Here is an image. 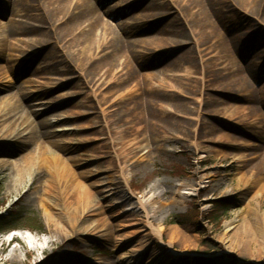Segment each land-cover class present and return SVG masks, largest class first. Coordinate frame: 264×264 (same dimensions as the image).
<instances>
[{"label": "rangeland", "instance_id": "374dc122", "mask_svg": "<svg viewBox=\"0 0 264 264\" xmlns=\"http://www.w3.org/2000/svg\"><path fill=\"white\" fill-rule=\"evenodd\" d=\"M120 1L122 0H114L111 5ZM182 1L185 4L187 0H158V3H167L169 5L167 7L173 8V12L177 13L175 8L181 6ZM210 1L215 10L223 11L220 21L218 22L217 19L213 18L211 19L212 23L222 25L224 17L225 24L236 26V34L243 40L241 43L243 50L246 45L249 49V47H254L256 41H260L262 42L261 46L256 47L255 50L260 51V56H264V29H256V19L258 17L264 19V16L261 17L255 11H247L246 6L238 0H231L238 9L230 6L227 2L230 0ZM164 11L166 9H160V12ZM141 14H143L142 8H138L119 20L105 18V22L115 28L116 34L120 36L123 34L115 26L124 21H129L134 15ZM164 16L161 15V17ZM235 16L247 26H240L238 21L231 18ZM8 21L5 19L4 23L8 24ZM180 24L185 29L186 26L182 21ZM261 24L264 25V22ZM157 28H160V25H157ZM163 36L160 35V31L150 30L149 25H146L145 31L133 38L145 42L159 39L158 43L154 41L147 45V50H144L138 59H130L129 61V70L138 71L144 78L142 85L139 86L138 82H131L123 88H117L110 94V101L104 107V109L116 111L115 114L111 115L116 122L111 125L109 135L113 139V145H115L119 159L125 163L123 165H125L124 171L127 181L122 182L117 179L116 172L118 170L114 162L107 160L102 164L111 170L109 174L104 176L111 186L109 190H112L108 194L110 197L108 196L109 198L103 200V204L109 206L110 203H114L118 205V208L99 213L96 217L90 218L89 221L99 220L101 225L102 223L104 225L113 224L117 231L116 238L110 241L109 239L102 240L97 236L75 235L72 239L66 238L53 245L43 244L42 250L39 251L21 240L19 243L9 245V239L0 234V264H112L120 260L127 262L126 264H149V258L151 259L153 256L154 249H160L157 247L159 239L144 235L133 241L127 239L126 235L130 231L119 232L118 226L123 222H129L133 217L125 215L116 219L118 215L124 213V210L137 206L139 202L143 203L148 211H151L152 208L156 210L155 226L156 228L163 226L164 250L170 251L168 244L172 229L176 228L180 232L174 241L175 255L170 260L160 264H264V251H260L259 245H250L245 242L243 245L233 246L234 249L232 250L221 239L227 226L231 224L237 225L239 233L245 224L257 222L261 226L264 225V190H261L263 183L253 181L257 174H261L259 173L261 167L258 166L259 159L257 160L258 153L256 156H252L254 151H243L242 155L245 156V159L240 161L235 159L237 154L227 157L226 150L222 147H215L214 144L218 137L224 133H229L230 136L232 135L237 139H251L256 145H260L262 131L254 128L250 123L255 122L258 127H263L264 130V86L261 88L262 91L258 92L259 98L253 99L251 104L241 100L244 96L220 91L223 88L222 85L213 83L215 74L211 71L204 73L202 69L204 66H208V62L201 63L199 60L205 58L207 54L213 55L209 43L197 49L186 38L177 36L173 26L171 33L166 38L170 39L168 42H164ZM139 49L141 50V48ZM207 59L209 57L205 58V60ZM2 66L3 64L0 62V67ZM184 69L190 71L192 77H182L184 73L181 72ZM120 70L121 68L116 69L114 75ZM104 72L106 70H103L102 74ZM126 72L127 70L123 73ZM48 77L44 79V77L37 78L29 75L22 77L19 81L10 78L9 81L12 80V83H8V85L14 84L13 87H5L0 93V102H2L0 115L13 110L14 112L9 117L16 116L15 120L10 118L0 123V136L8 128L13 131L16 128L15 121L18 118L24 119V115H29V124L33 121H42V119L51 124L52 141L57 145L56 147H48V145L43 144L44 141H36L30 146L19 149L18 146L0 141V161L5 160L10 164L8 166L0 163V218L6 217L10 212L23 215L21 228L32 231L31 233L37 235L41 242L50 238L54 231V223H50L48 220L49 214L51 213L57 219L64 218L67 209L66 201L55 200L59 205L57 211L55 208L48 207L47 199H54L50 194H42L41 198L27 201L25 194L32 183V177L27 178L20 190L11 191L9 190V182L3 181L2 175L4 173L11 174L13 170L23 165L24 157L31 153L34 154L36 164L41 163L43 156L50 155L53 157L52 153H54V156L59 158L57 162L61 168L67 166L84 175L76 179L73 187L88 186L91 187L92 193H97L94 185L96 178L87 179L85 177L89 166L80 168L78 162L85 154L99 158L108 148L102 142H92L93 138H103L102 135L107 133L101 127L91 131L79 130L81 126L92 123L102 125L100 110H94L92 103L85 106L81 102H85L86 94L72 99L71 103L67 105H60L65 101H60V96L67 93H78L82 88L81 85L77 86V89L69 87L56 94H48L41 99L33 97L34 94H31L33 92H29L30 85L27 84L29 80H42L49 83L55 81L54 79H62L63 74L54 72ZM262 77L264 78V70L254 76V81L258 83L257 87L264 84V79L261 80ZM159 83L164 89L176 92H172L171 96L181 107L178 108L174 104V107L178 109H176L177 111L173 110L172 114L163 108H149L145 112L148 121L145 123L146 132L139 134L136 131L139 126V111L135 108L137 102L133 99H136L138 93L148 92L154 84L159 85ZM204 83H207L205 89L202 87ZM21 89L29 95L24 99L26 111L18 109V105L14 108L16 100L13 97ZM107 92L105 91L104 95ZM123 94L129 100L127 106L129 111L126 114L116 107L119 96ZM210 98L221 100V103H226V105L217 104L212 107ZM252 104L256 107L257 112L253 113L248 110L253 106ZM237 107L241 109L237 110ZM224 108H227L228 117L224 115ZM27 111L28 114H26ZM216 111H220L218 116ZM38 113L42 115L40 119H38ZM78 113H86V115L78 117L80 116ZM152 114L159 117L158 120L168 118L174 126L166 127L160 121L155 122L154 118L156 117ZM197 118L199 122L196 121ZM230 121L233 123L240 122L239 125L234 126L240 132L226 127V124L231 123ZM213 126L216 131L212 130ZM27 134L24 133L22 137H26ZM82 139H89L90 142L79 143L78 145L64 144L66 140L76 142ZM133 140L138 142L140 150L136 152L127 149L126 151V145ZM207 141H211L213 144ZM210 148H213L214 151H212L213 149L209 150ZM98 164H101V160L90 167H95ZM38 181L39 186L49 181L52 183L50 172L44 170L42 179ZM66 185L67 182L61 180L62 191ZM70 198L68 202L72 201V197ZM228 199L232 200L227 202L229 210L219 213L217 218L211 217L214 203ZM58 209H64V211H58ZM214 218H216L215 221ZM191 222L197 223V226ZM40 226L44 228L42 232L39 231ZM123 240L127 244L123 243L125 244L124 248L118 250ZM16 246H24L25 254L22 260L10 257Z\"/></svg>", "mask_w": 264, "mask_h": 264}, {"label": "bare ground", "instance_id": "6f19581e", "mask_svg": "<svg viewBox=\"0 0 264 264\" xmlns=\"http://www.w3.org/2000/svg\"><path fill=\"white\" fill-rule=\"evenodd\" d=\"M113 1L0 0V62L3 64L0 67V93L5 87H13L14 84L8 85V83H12V80L9 81L10 78L19 81L22 77L32 75L37 78L44 77L45 79L49 78L48 75L54 72L57 74L61 73L63 74L62 79H54L55 81L49 83L43 82L42 80H29L27 82L30 85L29 92H33L31 94H34V98L41 99L48 94H56L69 87L77 89V86L81 85L82 88L78 93H67L64 96H60V101H66L60 105H67L71 103L72 99L86 94L85 102H81L85 106L86 104L92 103L94 110H100L102 125L92 123L91 125L81 126L79 130L91 131L101 127L107 132L102 135L103 138H93L92 141L106 144L108 146L107 150L99 158L85 154L78 162L80 168L89 166L85 177L87 179L96 178L94 185L98 191L97 193H92L90 191L92 190L91 187L88 186L73 187L76 179L84 175L77 173L67 166L61 168L57 162L59 158L54 156V153H52L53 157H50V155L43 156L40 164L35 163L34 154L31 153L24 157L25 165H20L11 174L4 173L2 175L3 181L9 182V190L11 191L20 190L26 183L27 178L32 177V183L28 192L25 194L27 201H34L37 198H41L42 194H50L54 199H47L48 207L55 208L56 211L59 205L55 200L59 201V199H62V201H66L65 205H67V209L65 208L66 213L64 214V218H59L60 221H58L59 219L54 218L51 213L49 214L51 217L48 219L49 222L54 223V231L51 233L50 238L41 242L38 241L37 235L30 232H16L13 235L19 237L22 242L30 245L35 250H42L43 244L53 245L66 238L72 239L75 235L97 236L102 240L109 239L110 241L116 238L117 231L113 224L109 223L108 225H104L102 223L101 225L99 220L89 221L90 218L96 217L99 213H105L118 208V205L114 203H110L109 206L103 204V200L110 197L108 194L112 190H109L111 186L107 183L106 177L104 176L109 174L111 170L102 164L107 160L114 162L118 170L116 172L117 179L122 182L127 181L124 171L125 165H123L125 163H122L119 159L115 145H113V139L109 135L111 125L116 122L115 119H112L111 115L115 114L116 111H110L111 109L107 110L104 107L110 101V94L117 88H123L131 82H138L139 86L142 85L144 78L138 71H134L133 69L129 70V61L130 59H138L139 55L144 50H147V45L152 44L151 42L156 41L158 43L159 39L146 42L133 39L145 31L146 25H149L150 30L160 31V35H164L163 39L165 43L170 40L166 38L171 33L172 26L177 36L186 38L197 49L209 43L213 55L207 54L205 58L209 57V59L205 60V58H200L199 60L201 63L204 61L208 62V66H204L202 69L204 73L211 71L215 74L213 83L222 85L223 88L220 91L244 96L241 100L251 104L254 101L253 99L256 100V98H259L258 92L262 91L261 88L264 86L263 84L257 87L258 83L254 81V76H257L259 72L264 70V56H260V51L255 50L256 47L261 46L260 44L262 42L256 41L254 47H249V49L246 45V48L243 50V47L241 48L243 40L236 34L235 25L234 27L225 24L224 17L222 25L212 23L211 19L213 18L217 19L218 22L220 21L223 11L215 10L210 0H187L185 4L182 1V5L177 7L173 4L176 7L177 13L173 12V8L169 9L167 3H158V0H150L148 2L147 0H122L115 5H111ZM238 1L246 6L245 9L247 11H255L261 17L264 16V0ZM227 2L234 9H238L236 5H233L231 0ZM138 8H142L143 14L134 15L129 21H124L115 26L123 35H117L116 29L105 22V18L119 20L121 17L133 13ZM162 8L166 9V11L160 12ZM172 14L174 15L172 16ZM161 15L165 16L161 17ZM231 18L238 21L240 26H247V24L239 20L236 16ZM5 19L9 20L8 24L4 23ZM178 19L184 23V26H186L185 29L182 28ZM263 20L259 17L256 19V29H264V25L261 24L264 22ZM148 22L150 23L146 24ZM157 25H160V28H157ZM219 28L221 29L219 30ZM143 44L145 46H142ZM194 63L197 64L196 61ZM35 64L37 65L35 66ZM119 68L121 70L117 71L114 75V71ZM103 70H106V72L102 74ZM125 70L127 72L123 73ZM184 71L185 69L181 72L184 73L182 77H192L190 71ZM263 79L262 77L261 80ZM206 84H202L204 89L206 88ZM105 91L108 92L104 95ZM25 92L21 89L13 97L16 100V103L12 100L15 103L14 108L18 105V109L26 111L27 107L24 105V99L29 95ZM172 92L176 93L174 90L164 89L159 83V85L154 84L148 92L144 91L136 95L137 97L133 101L137 102L135 108L139 111L137 133L141 134L144 131L146 132L145 123L148 121L145 112L149 108H163L166 112L172 114L173 110L181 107L179 103L173 100L174 97L171 96ZM119 97V101L116 103L118 106L116 107L119 111L126 114L129 111L127 108L129 100L125 94ZM261 99L263 100V98ZM209 100H211L210 105L212 107L217 104L226 105V103H221V100L214 98H210ZM1 104L2 102H0V106ZM174 104L178 108H175ZM7 108L10 109V107ZM236 109L240 110L241 108L237 107ZM248 110L253 113L257 112L254 105ZM248 110L246 109V111ZM12 112L14 111L11 110L7 114L5 112L4 114L2 113L3 115H0V123L10 118H14L15 120L16 116L9 117V115H12ZM218 112L220 111H216L217 116ZM26 114H28V111ZM78 114L80 116L77 114L73 115L78 117L86 115V113ZM224 115H228L227 108H224ZM37 116L40 119L42 115L38 113ZM158 118H154L156 120L155 122L160 121L166 127L174 126L173 122L168 118H160L159 120ZM28 121H30L29 115H24V119H21V117L18 118L15 121L16 128L13 131H10V128H8L0 136V141L5 144L8 142L7 144L9 145L18 146L19 149L30 146L36 141H44L43 144L48 145V147L57 146L52 141L53 133L50 131L51 124L43 121V119L42 121H33L30 124ZM196 121L199 122V119L197 118ZM239 124V121L236 123L231 122L228 125L226 124V127L240 132L237 127H234ZM250 124L254 128L262 131L260 145H256L251 139H237L232 135L230 136L229 133H224V135L218 137V140L214 144L216 145L215 147L224 148L227 152V157H232L234 154H237L235 159H239L240 161L245 159V156L242 155L243 151H254L252 156H256L258 153L257 160L259 159L258 166L261 167L259 172L261 174H257L253 178V181L255 183H263L261 190H264V130L262 129L263 127H258L255 122ZM212 130L216 131V128L213 126ZM24 133H28L26 137H22ZM88 142H90L89 139H82L76 142L66 140L64 144L78 145L79 143L86 144ZM207 142L213 144L211 141ZM127 149L138 152L140 145L136 140H133L126 145L125 150L127 151ZM212 149L210 148L209 150ZM98 160H101V164L90 167L92 164L97 163ZM0 163L10 165L5 160H1ZM44 170L50 172L52 183L49 181L39 186L38 180L42 179ZM113 172L115 171L113 170ZM61 180L67 182L64 191L60 187ZM70 197H72V201L68 202L71 199ZM58 211H64V209H58ZM125 215H129L128 217L131 216L133 219L127 223L122 221L123 223L118 227L119 232L130 231L126 235L127 239L133 241L143 235L159 239L157 247L160 249H154L153 256L151 259L149 258V264L163 263L175 255L174 241L180 232L176 228L172 229L171 239L168 244L170 251L164 250L163 226L156 228V210L154 208L148 211L147 207L139 202L137 206L124 210V213L118 215L116 219ZM242 227V231L239 233L237 225L231 224L227 226L226 231L222 235V241L232 250L234 249L233 246L243 245L245 242L250 245L257 244L260 247V251L263 252L264 225L261 226L257 222H253L249 225L245 224ZM123 243H125L124 240L118 250L124 248V245L127 244ZM24 252V246H16L12 250L10 257L12 259L22 260L25 254ZM126 263L120 260L112 264Z\"/></svg>", "mask_w": 264, "mask_h": 264}, {"label": "trees", "instance_id": "16d2710c", "mask_svg": "<svg viewBox=\"0 0 264 264\" xmlns=\"http://www.w3.org/2000/svg\"><path fill=\"white\" fill-rule=\"evenodd\" d=\"M230 201L232 200L228 199V200H222V201L215 202L213 206V213L210 216L216 217L219 213L228 211L229 206L227 202H230ZM216 218H214V221L216 220ZM22 219H23V215L19 213H13V212H10L6 217H1L0 218V233L22 227V224H21ZM30 221H33V220H30ZM35 223L37 222L35 221ZM191 223L197 226V223L195 222H191ZM43 229H44L43 226H40L39 231L42 232ZM42 264H46V263H42Z\"/></svg>", "mask_w": 264, "mask_h": 264}]
</instances>
